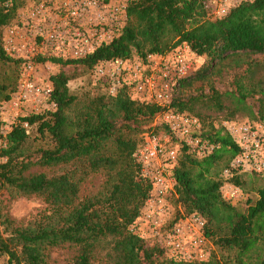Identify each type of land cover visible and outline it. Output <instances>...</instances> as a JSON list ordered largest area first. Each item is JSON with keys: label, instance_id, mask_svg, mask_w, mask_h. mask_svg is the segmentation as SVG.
Listing matches in <instances>:
<instances>
[{"label": "trees", "instance_id": "trees-1", "mask_svg": "<svg viewBox=\"0 0 264 264\" xmlns=\"http://www.w3.org/2000/svg\"><path fill=\"white\" fill-rule=\"evenodd\" d=\"M25 3L0 0V63L17 67L16 75L0 84V101L12 97L21 75L22 59L6 49L4 30ZM127 4L125 25L90 56L39 55L37 60L93 68L108 59L166 54L181 45L209 59L206 67L180 81L170 108L199 116L204 123L202 135L219 148L200 158L183 147L173 171L172 202L178 216L182 211L198 212L206 218V234L222 254L213 249L207 261L176 260L160 244L130 228L152 190L133 155L146 126L168 108L133 97L128 87L115 95L79 98L71 92L70 75L64 70L50 77L56 108L21 117L0 147V192L39 196L47 203L27 223L16 221L0 206V253L7 256L8 264H49L54 249L69 245L77 248L72 264L103 259L114 264H264V184L256 200L248 199L246 206L225 199L227 182L243 189V174L224 176L241 148L223 125L206 122L198 111L200 107L228 111L227 119L246 111L264 122L263 82L245 83L254 78L258 61H245L247 68L236 74L230 89H218L212 78L226 60L264 55V0L235 5L222 17L211 14L204 0H128ZM196 83L200 91L189 92ZM250 97L256 98V104ZM24 122L34 128L32 133ZM58 165L71 168L54 174L34 170ZM99 173L105 176L101 189L83 194L84 181Z\"/></svg>", "mask_w": 264, "mask_h": 264}, {"label": "built area", "instance_id": "built-area-1", "mask_svg": "<svg viewBox=\"0 0 264 264\" xmlns=\"http://www.w3.org/2000/svg\"><path fill=\"white\" fill-rule=\"evenodd\" d=\"M211 14L222 17L235 5L253 0H204ZM127 1L105 0H38L24 13L23 28L9 25L4 33L8 52L22 59L21 75L12 97L0 105L13 124L25 108L27 116L56 108L50 79L39 74V55L82 59L110 42L127 20ZM187 45L166 54L116 57L96 63L93 79L115 95L128 87L135 97L168 108L162 124L171 138L160 137L148 130L134 152L140 175L149 179L152 190L141 215L131 226L152 242H157L170 258L185 261H207L213 245L206 234L207 220L198 213L182 212L176 216L171 208L175 188L174 168L183 147L200 158L210 155L219 144L205 138L202 120L170 108L180 81L196 69V59ZM25 117V116H24ZM20 119V118H19ZM12 124V125H13ZM241 152L224 170L226 179L235 173L264 172V122H223ZM27 132L31 126L24 122ZM171 143L170 145L168 143ZM226 200L237 204L245 199L241 187L227 182L223 187Z\"/></svg>", "mask_w": 264, "mask_h": 264}, {"label": "rangeland", "instance_id": "rangeland-1", "mask_svg": "<svg viewBox=\"0 0 264 264\" xmlns=\"http://www.w3.org/2000/svg\"><path fill=\"white\" fill-rule=\"evenodd\" d=\"M37 1L38 0H26L25 5L19 9L18 16L11 25L19 26V28L22 29L23 28L22 18L24 13H26L29 10V8ZM105 1L117 2L123 0H105ZM190 53L196 59L197 69H199L200 67H206L208 65L209 59L206 56L196 55L192 51ZM245 61H252V62L258 61V63H254L253 66V71L255 72L253 75L254 78L246 79L245 83L248 86L250 85L257 86L260 82H263V86H264V55H263V56H252L249 58L244 57V61H239V62L233 59L226 60V62L222 64L221 68L216 69L212 77L216 87L222 91L226 90L227 88L230 89L231 82L233 78L236 76V74L244 73L243 71H245V69L247 68V64H246L247 62ZM237 63L241 64V66L236 67ZM61 70H64L67 74L70 75V81H69L70 90L72 93L76 94L79 98H84L85 95H89V94L96 95L98 93H106V94L108 93L104 85H100L98 82H96L93 79L92 68H88L81 64L63 65L61 63H54L52 61L40 62L39 65V74L41 78L45 79L46 81L50 79L51 75L56 74ZM218 70H220V72H218ZM16 73H17V67L14 66V64L3 65L0 63V84L3 82L8 83L9 82L8 77L11 78L12 76L16 75ZM200 86H201L200 83H196L194 87L189 90V92L196 93L197 91H200L201 89ZM205 88L206 90L208 89L207 85ZM132 96L135 97V94L132 93ZM4 101L5 100L2 99L0 101V105ZM249 101L253 104H256V98L250 97ZM198 109H199L198 111L203 114V118L206 120V122L213 120L216 125H222L223 122H227V121L230 122L248 121L251 123L261 122L253 119L246 111L237 113L235 117H233V119H227L228 111L214 112L212 110H208L205 107H200ZM6 115H7L6 112L0 111V121L2 123L0 127V147L4 142L5 135L11 130L13 124L12 123L13 121L6 118ZM19 115H20L19 118L27 116V112L25 108H23L22 111L19 112ZM193 115L197 116L195 114ZM19 118L16 119V121L19 120ZM33 130L34 128H31L30 132L32 133ZM148 130L156 133L160 137L171 138L170 132L168 131L167 127L162 124L161 114L155 117V119H153L150 122V124L146 126V130L144 132ZM143 133L140 136H142ZM168 144L170 145L171 143L169 142ZM67 168H71V165H58V166L44 167V168L37 167L34 170L40 172H46L48 174H54V173L62 172ZM240 174H243L242 180L244 181L243 191L245 194V199L240 202L242 203L240 207H243L246 206L245 202L248 199H251L253 201L256 200L258 196V189L260 186L264 184V172L256 173V172L247 171V172H242ZM104 179L105 176L103 173L90 175L86 179V181H84V183L82 184V188H83L82 193L86 194V193L98 192L102 187ZM171 204H172L171 205L172 210L174 211L175 215L178 216L175 205L172 202V196H171ZM0 206L4 213H7L16 221L27 223L31 219L38 217L40 213H42V211L46 209L47 203L42 197L16 195L10 190L5 189L0 192ZM182 212L180 213L182 214ZM135 222L132 225H134ZM211 243L213 245L212 241ZM213 247H214L213 249H216V253L218 255L222 254L221 251L217 249L215 245H213ZM76 253H77V248L69 245L56 248L51 253V260L49 264H72ZM0 264H8L7 256L1 253H0ZM95 264H114V263L107 259H103V260H98Z\"/></svg>", "mask_w": 264, "mask_h": 264}]
</instances>
